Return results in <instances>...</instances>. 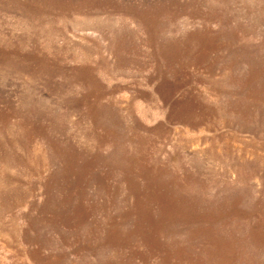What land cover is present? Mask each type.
Returning a JSON list of instances; mask_svg holds the SVG:
<instances>
[{"label": "rangeland", "instance_id": "1", "mask_svg": "<svg viewBox=\"0 0 264 264\" xmlns=\"http://www.w3.org/2000/svg\"><path fill=\"white\" fill-rule=\"evenodd\" d=\"M0 264H264V0H0Z\"/></svg>", "mask_w": 264, "mask_h": 264}]
</instances>
